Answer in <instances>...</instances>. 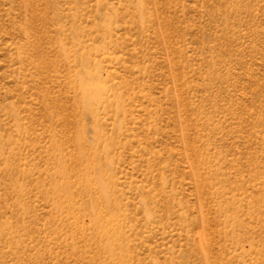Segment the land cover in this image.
<instances>
[{"label":"rangeland","instance_id":"obj_1","mask_svg":"<svg viewBox=\"0 0 264 264\" xmlns=\"http://www.w3.org/2000/svg\"><path fill=\"white\" fill-rule=\"evenodd\" d=\"M0 264H264V0H0Z\"/></svg>","mask_w":264,"mask_h":264}]
</instances>
